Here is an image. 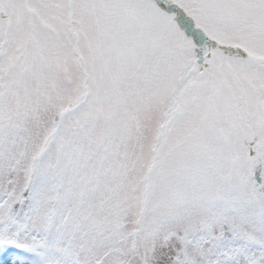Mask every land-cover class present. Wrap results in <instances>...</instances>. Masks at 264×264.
Returning a JSON list of instances; mask_svg holds the SVG:
<instances>
[{"label": "snow or ice", "instance_id": "snow-or-ice-1", "mask_svg": "<svg viewBox=\"0 0 264 264\" xmlns=\"http://www.w3.org/2000/svg\"><path fill=\"white\" fill-rule=\"evenodd\" d=\"M0 264H264V0H0Z\"/></svg>", "mask_w": 264, "mask_h": 264}]
</instances>
